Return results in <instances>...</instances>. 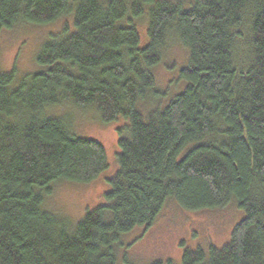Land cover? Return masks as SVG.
I'll return each mask as SVG.
<instances>
[{
    "label": "trees",
    "instance_id": "trees-1",
    "mask_svg": "<svg viewBox=\"0 0 264 264\" xmlns=\"http://www.w3.org/2000/svg\"><path fill=\"white\" fill-rule=\"evenodd\" d=\"M63 16L74 28L43 46L44 70L17 79L0 68V264H120L121 235L151 227L171 200L244 211L227 243L186 248L182 264H264V0H0V34ZM171 35L187 56L184 89L168 98L154 71ZM65 105L126 120L112 187L74 226L47 196L109 162L49 113Z\"/></svg>",
    "mask_w": 264,
    "mask_h": 264
},
{
    "label": "rangeland",
    "instance_id": "rangeland-1",
    "mask_svg": "<svg viewBox=\"0 0 264 264\" xmlns=\"http://www.w3.org/2000/svg\"><path fill=\"white\" fill-rule=\"evenodd\" d=\"M142 20L138 28L141 45L144 46L149 38L146 21ZM66 22L69 29L73 30L71 16H63L47 24H17L3 30L0 34V68L6 72L15 70L17 79L44 70L46 67L38 62L37 57L52 35L62 31ZM175 38L171 35L163 61L154 71L158 86L170 92L168 98L185 86L184 82L176 78L185 65L187 50ZM237 45L240 52L249 50L240 42ZM49 113L69 120L74 134L99 141L107 151L109 167L97 179L89 183H57L45 200L47 210L71 219L69 222L74 226L88 210L102 202L103 194L112 187L110 179L119 170L117 129L126 120L105 123L94 110H81L70 105L60 106ZM243 217L244 211L239 208L236 200L222 208L205 210H185L171 200L151 227H136L121 235L117 245L119 263L127 257L136 264H146L157 259H170L175 264H182L186 248L194 250L201 246L208 250L212 245L222 247L230 240L233 229Z\"/></svg>",
    "mask_w": 264,
    "mask_h": 264
}]
</instances>
